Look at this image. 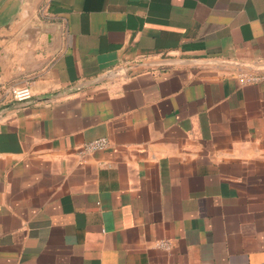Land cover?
Returning <instances> with one entry per match:
<instances>
[{
	"label": "crops",
	"instance_id": "obj_1",
	"mask_svg": "<svg viewBox=\"0 0 264 264\" xmlns=\"http://www.w3.org/2000/svg\"><path fill=\"white\" fill-rule=\"evenodd\" d=\"M240 70L264 73V0H0V264H264Z\"/></svg>",
	"mask_w": 264,
	"mask_h": 264
},
{
	"label": "built area",
	"instance_id": "obj_2",
	"mask_svg": "<svg viewBox=\"0 0 264 264\" xmlns=\"http://www.w3.org/2000/svg\"><path fill=\"white\" fill-rule=\"evenodd\" d=\"M237 81L240 85L257 84L264 81V73L258 74L255 72H246L240 70L237 74ZM5 93L10 96L16 102H25L31 99L32 92L28 84L21 86H9L4 89ZM109 147L108 139L105 137L96 138L89 142H86L81 147V154H91L106 150ZM156 246L163 250H169V243L165 240L156 241Z\"/></svg>",
	"mask_w": 264,
	"mask_h": 264
},
{
	"label": "water",
	"instance_id": "obj_3",
	"mask_svg": "<svg viewBox=\"0 0 264 264\" xmlns=\"http://www.w3.org/2000/svg\"><path fill=\"white\" fill-rule=\"evenodd\" d=\"M29 101V100H28ZM28 101H25V102H18V103H26V102H28Z\"/></svg>",
	"mask_w": 264,
	"mask_h": 264
}]
</instances>
